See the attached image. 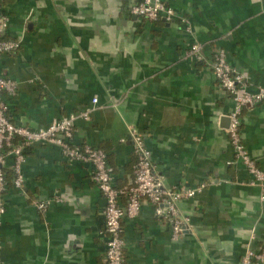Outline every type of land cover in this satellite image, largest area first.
Listing matches in <instances>:
<instances>
[{"label": "crops", "instance_id": "1", "mask_svg": "<svg viewBox=\"0 0 264 264\" xmlns=\"http://www.w3.org/2000/svg\"><path fill=\"white\" fill-rule=\"evenodd\" d=\"M138 1L0 0L5 37L20 45L0 57V76L18 84L14 97L3 95L7 117L36 130L93 107L75 122L73 141L107 154L116 188L133 182L129 127L143 137L165 188L202 187L178 203L190 224L176 241L147 201L124 217V264H241L246 249L264 245V191L234 161L226 133L232 101L210 64L222 49L247 91L264 89V0H163L190 22L191 36L177 20L130 15ZM194 41L201 60L186 55ZM240 134L264 172V102L242 112ZM22 173V188L9 182L5 195L1 264H106L105 199L92 167L37 144ZM57 198L62 203L45 211L36 207Z\"/></svg>", "mask_w": 264, "mask_h": 264}, {"label": "built area", "instance_id": "2", "mask_svg": "<svg viewBox=\"0 0 264 264\" xmlns=\"http://www.w3.org/2000/svg\"><path fill=\"white\" fill-rule=\"evenodd\" d=\"M129 13L149 22H157L160 19L167 22L177 20L185 34L190 36L192 34L190 22L178 16L163 0H139L130 5ZM8 26L9 19L0 15V57L4 54L15 53L20 46L17 41L5 37ZM201 51L202 45L194 41L186 55L189 58L201 60ZM210 68L217 85L232 101V109L227 115L229 125L226 133L234 153V161L241 164L251 176L249 184L259 186L264 191V172L245 149L240 134L242 112L253 109L264 102V89L258 88L255 92L247 91L245 75L228 63L226 53L222 49L214 52ZM17 88L18 84L14 80L0 76V227L5 213V195L8 191L6 169L11 171L12 186L15 189H21L24 184L22 166L25 163L27 151L33 145L38 144L55 146L68 161L92 167L91 179L105 199L102 214L104 232L107 236L106 264H124L121 222L124 217H136L144 201L152 204L155 216L165 220L169 225L173 241H176L188 229L189 218L180 214L177 208L178 203L183 199L193 198L202 190V187L186 190L165 188L161 177L155 171L151 152L140 133L131 127L128 128L132 153L136 159L133 182L128 188L118 189L113 183V169L108 163L107 154L97 147L73 141L75 122L77 120L87 121L94 108L71 113L53 120L47 127L31 130L24 126L14 125L7 117L8 107L3 101V95L14 97L17 94ZM96 103L95 98L92 100V105L95 106ZM121 198L126 201L124 207L119 204ZM260 201H264V193ZM53 202L62 203V199H49L37 203L36 207L40 211H45ZM263 262L264 245L256 251L251 248L246 249L241 259V264H261Z\"/></svg>", "mask_w": 264, "mask_h": 264}, {"label": "trees", "instance_id": "3", "mask_svg": "<svg viewBox=\"0 0 264 264\" xmlns=\"http://www.w3.org/2000/svg\"><path fill=\"white\" fill-rule=\"evenodd\" d=\"M107 159H108V157H107ZM5 174H6V178H7V183L9 184V182H11V180H12L11 171H9L8 169H6Z\"/></svg>", "mask_w": 264, "mask_h": 264}, {"label": "water", "instance_id": "4", "mask_svg": "<svg viewBox=\"0 0 264 264\" xmlns=\"http://www.w3.org/2000/svg\"><path fill=\"white\" fill-rule=\"evenodd\" d=\"M227 118V120H228V125H229V119H228V117H226ZM228 128V127H227Z\"/></svg>", "mask_w": 264, "mask_h": 264}]
</instances>
